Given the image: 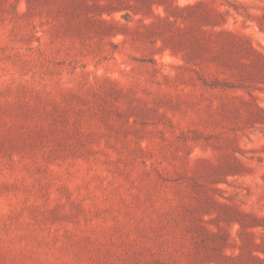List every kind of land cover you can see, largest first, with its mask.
<instances>
[{"label": "rangeland", "instance_id": "1", "mask_svg": "<svg viewBox=\"0 0 264 264\" xmlns=\"http://www.w3.org/2000/svg\"><path fill=\"white\" fill-rule=\"evenodd\" d=\"M0 264H264V0H0Z\"/></svg>", "mask_w": 264, "mask_h": 264}]
</instances>
